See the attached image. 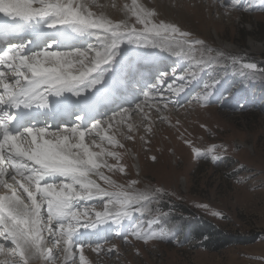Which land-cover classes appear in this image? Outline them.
Wrapping results in <instances>:
<instances>
[{
    "label": "snow or ice",
    "instance_id": "snow-or-ice-1",
    "mask_svg": "<svg viewBox=\"0 0 264 264\" xmlns=\"http://www.w3.org/2000/svg\"><path fill=\"white\" fill-rule=\"evenodd\" d=\"M221 6L225 15L250 10L242 0ZM108 7L118 9L115 0H0V33L16 37L0 49V264H90L85 248L118 256L114 244L104 245L128 243L129 236L144 244L172 239L160 207L171 194L139 188V179L121 184L105 175V169L125 172L122 154L111 149L124 148L117 135L132 141L141 129L150 134L153 111L168 122L172 109L216 102L223 76H210L191 99L179 97L205 68L238 60L158 19L138 0L119 8L118 20L104 11ZM252 10L264 11V0ZM132 46L145 51L134 53ZM153 50L186 60L187 67L153 76ZM55 120L63 126L53 127ZM102 128L113 134L101 136ZM184 142L197 159L210 155L216 162L228 151L213 145L202 152ZM137 214L149 217L146 226L135 223Z\"/></svg>",
    "mask_w": 264,
    "mask_h": 264
},
{
    "label": "rangeland",
    "instance_id": "rangeland-1",
    "mask_svg": "<svg viewBox=\"0 0 264 264\" xmlns=\"http://www.w3.org/2000/svg\"><path fill=\"white\" fill-rule=\"evenodd\" d=\"M242 2L250 5L249 11L225 15L221 5L229 4L230 0H138L157 11L158 19L191 32L215 51L233 54L238 63L233 65L228 61L205 68L200 78L179 97L191 99L202 91L203 83L210 76H223L224 81L214 94L216 102L210 106L202 108L193 102L179 110L172 109L165 113L168 122H161L153 111L151 118L155 122L150 134L141 129L132 141L117 135L124 148L111 150L122 154L119 164L125 172L105 169V175L121 184L139 179V188L149 185L171 194L163 197L160 207L168 213L162 218L168 221L163 226L169 229L172 239L144 244L129 236L128 243L116 239L104 245L108 248L114 244L118 256L97 255L85 248L90 264H264V11L252 10L257 8L259 0ZM98 3L110 5L112 0H98ZM115 3L119 9L131 4V0H115ZM104 11L117 20L123 17L117 9L113 14L110 7ZM131 50L145 51L135 46ZM153 51L162 59L168 58L166 64V60L162 61L165 66L154 76L173 67L178 72L187 67L186 60ZM245 63H254L257 67L244 69ZM249 72L256 74L250 77ZM172 79L167 78V82ZM100 134L113 133L102 128ZM140 136H145V140L139 139ZM85 140L89 142L90 137L86 135ZM185 140L202 152L213 145L217 151L221 145L228 151L221 152L216 162L210 155L207 159H197ZM152 156L156 157L155 161ZM108 162L117 163L112 159ZM97 182L104 184L99 179ZM198 204L208 207L200 208ZM212 211L222 213L224 218L211 215ZM148 219L139 214L133 217L142 227ZM195 219L208 220L231 237L253 236L255 240L236 241L219 250L203 248L202 241L195 240L189 229Z\"/></svg>",
    "mask_w": 264,
    "mask_h": 264
},
{
    "label": "trees",
    "instance_id": "trees-1",
    "mask_svg": "<svg viewBox=\"0 0 264 264\" xmlns=\"http://www.w3.org/2000/svg\"><path fill=\"white\" fill-rule=\"evenodd\" d=\"M264 66V63L262 64ZM196 221L192 223L190 229L191 235L195 240H201L203 248H210L213 250L222 249V247L227 246L231 243L238 242H249L250 240H255L252 236L248 239H242L240 236L231 237L229 234L224 233L222 230H218L215 225H213L208 220L195 219ZM191 236V237H192Z\"/></svg>",
    "mask_w": 264,
    "mask_h": 264
},
{
    "label": "bare ground",
    "instance_id": "bare-ground-1",
    "mask_svg": "<svg viewBox=\"0 0 264 264\" xmlns=\"http://www.w3.org/2000/svg\"><path fill=\"white\" fill-rule=\"evenodd\" d=\"M111 10H113V12L111 11V13L113 14L115 9H112V8H111ZM117 12L120 13L121 11H119V10L117 9ZM121 13L123 14V12H121ZM160 53H161V52H160ZM154 58L156 59L157 62L159 61V62H158L159 65L162 63V61H165V60H166V62L168 61V58H166V59L163 58V59H162V56L159 55L158 53H154ZM182 64H183V63H182ZM160 66H161V65H160ZM184 66H185V65H184ZM101 227H106V226L101 225Z\"/></svg>",
    "mask_w": 264,
    "mask_h": 264
}]
</instances>
